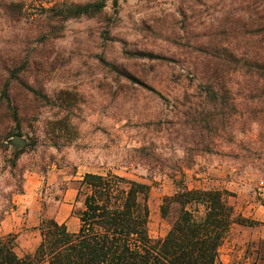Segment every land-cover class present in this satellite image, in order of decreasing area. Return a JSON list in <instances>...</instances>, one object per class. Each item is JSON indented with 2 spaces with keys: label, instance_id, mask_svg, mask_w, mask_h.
<instances>
[{
  "label": "rangeland",
  "instance_id": "374dc122",
  "mask_svg": "<svg viewBox=\"0 0 264 264\" xmlns=\"http://www.w3.org/2000/svg\"><path fill=\"white\" fill-rule=\"evenodd\" d=\"M85 174L147 185L154 240L166 197L227 191L257 224L218 264H264V0H0V237L19 257L44 218L78 230Z\"/></svg>",
  "mask_w": 264,
  "mask_h": 264
},
{
  "label": "trees",
  "instance_id": "16d2710c",
  "mask_svg": "<svg viewBox=\"0 0 264 264\" xmlns=\"http://www.w3.org/2000/svg\"><path fill=\"white\" fill-rule=\"evenodd\" d=\"M66 10V18H78L99 13L102 5ZM4 96V118L19 125V110L6 91ZM10 137L1 136L3 145ZM149 190L114 174H85L77 189L76 202L82 199L83 205L77 212L78 230L70 232L54 218L42 219L39 245L22 258L16 253V235L1 236L0 264H218L219 250L232 228L257 224L236 214L227 191L181 187L161 207L171 229L154 240L148 228Z\"/></svg>",
  "mask_w": 264,
  "mask_h": 264
}]
</instances>
